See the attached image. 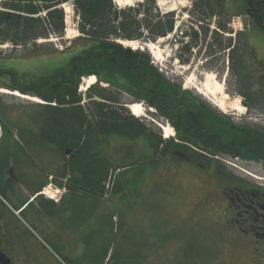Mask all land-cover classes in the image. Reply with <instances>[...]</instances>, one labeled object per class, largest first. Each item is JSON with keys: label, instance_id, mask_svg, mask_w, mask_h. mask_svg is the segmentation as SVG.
I'll list each match as a JSON object with an SVG mask.
<instances>
[{"label": "rangeland", "instance_id": "rangeland-1", "mask_svg": "<svg viewBox=\"0 0 264 264\" xmlns=\"http://www.w3.org/2000/svg\"><path fill=\"white\" fill-rule=\"evenodd\" d=\"M205 1L209 2V0ZM245 3L246 0H236L230 15L227 16L225 13L221 15L222 21L230 30L228 36L220 38L224 44L229 40L234 43L235 36L240 39H237L239 42L249 41L246 40V36L243 38L239 35L243 34L242 30L246 31L251 27L256 32L255 39L264 43V30H260L250 23L245 13L247 8ZM63 10L65 13L63 37L42 39L36 41L35 45L30 44L26 47L14 48L10 43L0 45L3 67L23 76V79L37 81L63 67L73 55L80 52L82 47L79 42L75 43L81 36L78 30L79 18L72 5H67V8L64 6ZM68 10L70 14L67 15ZM0 11H2L1 3ZM191 19L199 22L194 13ZM192 20L189 17L183 20L180 18L177 21L180 24V30L189 28L190 32H193L195 27H198L199 32L203 34V41L206 38L205 30H208L209 34L211 32L213 35L216 34L217 31L213 30L216 28L215 21L207 22V20H211L208 18L203 21L204 26H201ZM230 24L235 25L236 32L229 27ZM191 25L195 27L193 28ZM158 41L134 44L137 45V51L149 55L151 64L154 62L152 65L159 72H162L173 84L181 87V92H178V95H185L186 102L191 109L197 108L193 106L197 103L196 100H200L211 106L213 111L230 119L236 126L264 133V80L251 75L252 68L245 72L238 68L241 75L239 78L234 76V68L230 67V64L227 65V61L224 62L223 67H206L207 58L206 56L201 58L202 54L193 62L194 64H190L191 62L181 63L178 56H175L179 53L181 44L184 42V37L179 34L172 35L167 41L158 45L159 49L161 48V57L158 58L155 50L147 49L145 46L147 44L156 46ZM207 42L206 39L204 46L206 47L207 44L210 49L212 42ZM204 46L203 50H205ZM255 66L259 69L258 65L255 64ZM187 68L189 71L186 70ZM256 72L259 74L257 70ZM206 73L215 74L218 81L224 84L227 96L231 100L238 99L244 111L222 112L201 96L193 84L199 87L203 82L202 74ZM192 76L196 79L193 84ZM92 78L96 77L81 79L78 94L81 91L85 96L92 92L91 88H95L96 92L100 90L105 96L116 100V103H108L110 107L119 108L122 105L131 106L133 104H140L135 106L142 107V101H133V96L112 85L91 86ZM5 86L0 82V90H8ZM258 88L261 89L258 90ZM8 92L10 94H0V97H5L0 111V124L3 129L0 155L17 154L18 151H22L23 154L45 157V161L52 162L49 163V170L58 175L63 169L60 167L65 168L66 161L71 156L63 158L49 146L43 148L23 146L25 141L31 140L39 129L40 121L36 122V119L39 118L38 110L34 106L45 104V102L38 99L39 103H34L14 96L10 90ZM241 93H247L253 98L248 99V107L245 106ZM87 100L88 98L83 97L82 105L92 118V107L88 105ZM250 105L255 108L254 111L249 109ZM146 106L147 104L144 105L146 112L144 110L139 122H143L147 126L149 136L157 134L161 135L163 140H172L175 135L173 128L165 120L162 121L155 117L156 115L151 113ZM128 111L132 118L137 119L130 110ZM153 112L155 111L153 110ZM167 130L173 131V135L169 138L166 137ZM21 143L23 149L16 146ZM107 145L106 155L110 159L113 169H111L104 191L100 194V205L97 209L96 250H98V254H104L105 245L112 244V248L106 260L101 264L112 262L111 257L117 247L123 253L122 255L127 257V264L133 263L129 258L135 257L134 254L140 258L141 264H249L250 259L243 252L234 253L237 238L231 227L227 226L226 218L222 217V212L226 207L221 188L233 181V176L252 184H264L255 179L264 177L263 162L224 157L220 162L224 166L226 176L207 179L196 168L183 161L178 162L156 155L150 148V144L144 139L130 141L116 136L110 137ZM25 148L28 151L24 150ZM63 174L65 177V169ZM65 181L67 185L68 181L70 182L69 179H65ZM118 185L123 190L120 194L115 193ZM107 217L110 218L108 219L109 228L105 229L102 222ZM112 228L116 230L115 234L111 233ZM113 239L115 241L112 243Z\"/></svg>", "mask_w": 264, "mask_h": 264}, {"label": "trees", "instance_id": "trees-1", "mask_svg": "<svg viewBox=\"0 0 264 264\" xmlns=\"http://www.w3.org/2000/svg\"><path fill=\"white\" fill-rule=\"evenodd\" d=\"M0 3V45L10 43L14 48L35 45L36 41L42 39L63 37L65 13L62 6L65 4L71 3L79 18L78 30L81 36L75 43L79 42L82 50L73 55L63 67L37 81L23 79V76L4 68L0 57L1 84H5L11 92L36 97L46 103L34 106L39 117L36 122L39 120L40 123L38 132L31 138L33 142L30 143L29 139L25 141L27 148L49 146L60 156L71 150L74 158L66 161L65 178L70 177L72 183L73 173L78 170L81 173L80 186L95 187L97 209L100 194L113 169L106 155L110 137L117 136L130 141L144 139L156 155L168 158L167 155L175 147L169 142L163 146L164 141L157 134L149 136L147 126L139 120L131 117L128 121L123 116H117L115 111L111 112L108 103H116V100L91 88L92 92L86 95L88 105L92 107L90 118L82 105L83 96L77 92L82 78L94 76L99 83L112 85L128 95L138 97V101L145 104L150 102V107L166 115L180 112L181 108H190L185 95H178L181 87L160 73L151 64L147 53L132 51L121 44L154 43L167 37L174 30L173 16L162 18L156 14L154 0H146L137 8L124 10L117 9L113 0H0ZM214 4L210 0H195L193 13L199 22L217 15ZM217 16L222 19L221 14ZM218 29L228 33L224 21L218 23ZM208 35V30H205L206 39ZM220 38L218 33L210 37V49L222 43L224 49L232 45V40L224 44ZM241 97L248 107V99L252 97L247 93ZM4 98L0 97V111ZM196 101L193 107L204 109L198 112L202 118V130L213 139L221 141L220 150L223 152L218 153L264 164V133L238 127L227 117L213 111L207 103ZM216 145H213V150L207 149L208 155L218 154ZM207 165H211L210 161ZM122 191L118 185L115 193L120 194ZM108 219L102 222L105 229L109 228ZM111 233L115 234L116 230L112 228ZM111 245H105L104 254H98L96 250V264L106 260ZM122 254L117 247L111 257L113 264H127V257ZM133 256L129 259L134 264H141L140 258L135 254Z\"/></svg>", "mask_w": 264, "mask_h": 264}, {"label": "flooded vegetation", "instance_id": "flooded-vegetation-1", "mask_svg": "<svg viewBox=\"0 0 264 264\" xmlns=\"http://www.w3.org/2000/svg\"><path fill=\"white\" fill-rule=\"evenodd\" d=\"M210 1L215 3L217 15L225 13L227 16L236 2ZM245 5L250 23L264 30V0H246ZM217 15L210 22L215 21L218 27L223 19ZM251 28L242 30L243 34L239 35L243 38L246 36L249 41L239 42L235 36L234 43L228 49H224L223 43L209 49L207 44L204 46L206 38L203 41V36H193L189 51L179 53L178 58L181 63L194 64L202 54L201 58H207L206 67H223L227 61V65L234 68V76L241 77L239 69L245 72L252 68L251 75L264 80V43L255 39L256 32ZM207 40L212 42L210 38ZM194 47L197 49L195 52ZM133 98V101H138V97ZM110 109L111 112L115 110L117 116L118 113H126V120L131 119L129 105ZM249 109L254 111L255 108L250 105ZM203 110L181 108L180 112L174 111L170 115L161 111L154 114L165 120L175 132L172 140H163V146L169 142L175 147L167 155L168 159L193 166L207 179H218L226 176L221 158L237 157L218 153L223 152L220 150L221 141L202 130V118L198 112ZM214 144H217L218 154L208 155L207 149L213 150ZM22 145L16 146L22 149L27 146ZM24 150L28 151L27 148ZM18 152L0 155V264H96L95 187L80 186L81 173L78 170L73 173L74 181H68L67 185L65 179L70 180V177H63L64 167L61 166V173L56 175L49 170V163L52 162L45 161V157ZM69 156L74 158L72 154ZM208 161L210 166L207 165ZM233 178L226 186L223 185L221 194L226 207L222 217L226 218L227 226L231 227L237 238L234 253L243 252L249 257V264H264V184Z\"/></svg>", "mask_w": 264, "mask_h": 264}, {"label": "bare ground", "instance_id": "bare-ground-1", "mask_svg": "<svg viewBox=\"0 0 264 264\" xmlns=\"http://www.w3.org/2000/svg\"><path fill=\"white\" fill-rule=\"evenodd\" d=\"M65 7L67 8V5H65ZM70 14V11H67V15ZM70 21V20H69ZM164 42V40L159 41V43ZM123 45H125L128 48H131L133 50L137 49V43L134 44L132 42H121ZM159 43L154 46V45H145L147 49H153L156 51V56L158 58L161 57V48L159 49L158 45ZM4 48V47H3ZM187 71H189V68L186 69ZM196 74V72H195ZM202 80L203 82L201 83V85L196 86L195 84H193V82H195V77L192 76L191 77V82L194 86V88L198 91V93L203 96L205 99H207L209 102H211L214 106H216L217 108H219L222 112H227L228 110H235V111H244V108L240 105L239 100H231L229 96H227V94L225 93V88H224V84L219 82L218 79L216 78L215 74L212 73H206V74H202ZM92 80V81H91ZM90 80L91 85L94 84L96 82L95 78H92ZM0 94H10V92H8L7 90H0ZM12 94L16 97L25 99V100H29L32 101L34 103H39V100L36 98H31V97H26L24 95H20V93L18 92H12ZM43 103V102H42ZM135 105H140V104H134L129 106L130 107V111L132 112L133 116L140 118L143 116L144 113V106L142 105V107L140 106H135ZM137 110V111H136ZM146 112V110H145ZM167 138L171 137L173 135V131L167 130ZM165 137V138H166Z\"/></svg>", "mask_w": 264, "mask_h": 264}, {"label": "built area", "instance_id": "built-area-1", "mask_svg": "<svg viewBox=\"0 0 264 264\" xmlns=\"http://www.w3.org/2000/svg\"><path fill=\"white\" fill-rule=\"evenodd\" d=\"M145 0H114V4L117 8L123 9L126 7H136L139 4L144 3ZM156 13L160 16L174 15L176 20V27L173 35L179 34L185 37L182 47L190 43L191 38L188 36L189 28L180 30V24L178 20L180 18H188L191 10L193 9L194 0H154ZM180 31V32H179ZM2 137V127L0 125V139Z\"/></svg>", "mask_w": 264, "mask_h": 264}, {"label": "water", "instance_id": "water-1", "mask_svg": "<svg viewBox=\"0 0 264 264\" xmlns=\"http://www.w3.org/2000/svg\"><path fill=\"white\" fill-rule=\"evenodd\" d=\"M184 51L185 52H188L189 51V47L188 46H186L185 47V49H184ZM122 116H125L124 114H121ZM125 118V120H126V116L124 117ZM71 154V150H67L66 152H65V156H69ZM110 264H113V262H110Z\"/></svg>", "mask_w": 264, "mask_h": 264}]
</instances>
